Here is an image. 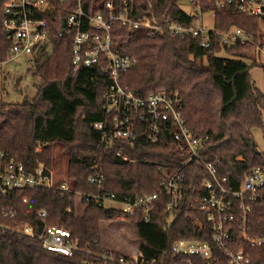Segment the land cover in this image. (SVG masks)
<instances>
[{
    "label": "trees",
    "instance_id": "trees-1",
    "mask_svg": "<svg viewBox=\"0 0 264 264\" xmlns=\"http://www.w3.org/2000/svg\"><path fill=\"white\" fill-rule=\"evenodd\" d=\"M181 1L82 0V5L90 14L103 12L109 17L107 3L112 2L115 13L127 6L136 15L153 20L192 24L196 14L185 11ZM215 1L201 0L204 12L216 11L214 28L240 27L254 37L253 42L222 46L213 33L211 46L205 47L197 37L169 34L151 37L145 29L130 30L117 19L112 21L111 34L115 50L137 58L133 68L122 72L123 83L140 95L178 90L188 127L197 136H208L202 155L215 163L229 188L238 189L253 168L264 166V152L252 133L254 128L264 130V90L253 82L247 62L252 59L250 53L256 44L264 43L261 40L264 16L249 15L230 5L216 7ZM54 2L59 4L57 0ZM58 8L57 20L51 21L50 43L34 52V74L39 78L37 94L16 103L4 101L0 96V152L14 157L32 172L40 163L53 168L54 145L61 143L68 159L67 181L75 191L115 193L119 198L157 191L165 176L163 169L175 170L187 155L182 154L166 130L157 141H152L141 128L135 145L125 140L111 144L101 141L103 130L95 124L109 122L104 99L109 86L104 70L108 60L103 57L99 63L73 71L74 34L59 35L65 13L62 6ZM6 17L0 1V78L1 64L13 57L9 51L11 40L4 30ZM223 50L226 56L219 55ZM3 163L4 157L0 156V166ZM182 170L186 175L181 182L183 195L174 209L167 208L171 198L163 194L150 211L148 221L142 210L124 219L137 232L141 256L156 258L158 264H231L229 256L218 248L214 249L212 259L195 255L191 263L173 253L172 245L179 238L215 243L212 221L200 208L206 194L202 183L207 172L194 161ZM97 172L105 176L101 188L89 181ZM62 181L56 179L55 183ZM234 201L235 217L227 226L231 247L244 244L251 252V264H264V244L245 243L242 238L245 215L249 233L264 236V186L247 200L250 209L246 212L239 207V199ZM80 202L75 192L62 193L47 186L13 188L7 193L0 189V264H120L115 259H104L102 254L112 253L115 258L123 254L101 245V222L118 219V210ZM79 204L84 205L81 215ZM41 209L47 210L46 216L39 215ZM9 211L15 217L8 216ZM22 222L33 224L36 233L45 225L69 229L79 249L71 255L47 250L39 237L17 230Z\"/></svg>",
    "mask_w": 264,
    "mask_h": 264
},
{
    "label": "built area",
    "instance_id": "built-area-1",
    "mask_svg": "<svg viewBox=\"0 0 264 264\" xmlns=\"http://www.w3.org/2000/svg\"><path fill=\"white\" fill-rule=\"evenodd\" d=\"M3 2L5 13L4 30L11 40L10 53L14 56L20 54H33L39 47L50 43L51 21L57 20L58 6H62L65 13L62 20L63 29L59 35L74 34V58L73 71L82 66L99 63L103 57L108 60L104 70L108 74L109 86L104 94L105 111L109 116V122L101 121L95 126L103 130L101 141L111 144L115 140H125L135 145L141 128L152 141H157L163 130L173 137L182 154L187 155L180 167L173 171L163 169L165 176L160 187L153 193L142 195H129L123 198L115 193H86L75 191L67 180L56 184L54 172L45 164L40 163L32 172L27 171L23 163L17 162L14 157H9L0 152L4 157V163L0 166V189L7 193L13 188H35L47 186L59 189L62 193L75 192L79 201H88L118 210V217L126 219L142 210L145 219H150V211L155 206L157 199L167 194L171 201L167 208L171 211L182 198L183 188L181 182L185 178L182 167L194 161L201 165L207 172L203 180L206 194L203 197L200 208L207 213L215 230L214 241L194 240L179 238L174 241L172 251L175 255L188 258L189 263L193 256H201L212 259L214 249L223 250L231 264H251L252 255L248 248L242 244L232 248L230 243V231L227 226L234 220V199H239V207L250 209L247 200L255 197L258 188L264 186V166H257L246 175L238 189L229 188L225 177H220L216 165L208 161L202 155V149L206 146L208 136H197L188 127L183 115V104L178 90L151 91L146 95L138 94L130 85L123 83L121 74L131 69L137 62L136 57L124 55L113 47L111 24L113 20H120L130 30L145 29L151 37L159 34H169L172 37L193 36L200 39L205 47L211 46L212 34L215 33L222 46H232L237 43L245 44L253 42L254 37L240 27L227 30H216L206 27L202 17L201 0H189L196 8V19L199 17L201 25L197 27L172 19L158 21L146 15H136L132 9L125 7L120 13L114 12V4L107 3L109 17L103 12L88 13L82 5V0H0ZM216 7L233 6L235 10L249 15L264 16L263 0H216ZM211 11L213 17L215 9ZM257 58L261 59L264 53V43L256 44ZM108 123V124H107ZM107 124V125H106ZM40 150V148H37ZM121 151L118 155H121ZM128 160L127 156H123ZM104 174L94 173L89 177L91 183L99 188L104 182ZM68 210H71L69 207ZM15 217L13 211L7 213ZM39 215L46 216L47 210L41 209ZM17 230L28 236H37L47 250L71 255L79 249L78 241L72 238L69 229L60 226L45 225L40 233H36L35 227L30 222H22ZM242 238L245 243L253 245L264 244V236H252L247 227L246 215L242 223ZM106 260H116L120 264H158L156 258L146 259L140 254L133 257L121 256L115 258L111 253L102 254Z\"/></svg>",
    "mask_w": 264,
    "mask_h": 264
},
{
    "label": "rangeland",
    "instance_id": "rangeland-1",
    "mask_svg": "<svg viewBox=\"0 0 264 264\" xmlns=\"http://www.w3.org/2000/svg\"><path fill=\"white\" fill-rule=\"evenodd\" d=\"M180 4L185 11L189 13L196 12V8L189 0H182ZM202 17L206 27L214 26V17L211 11L203 12ZM194 25L200 27L201 22L199 17L194 21ZM261 31V40L264 42V27ZM250 54L252 59H247V62L250 65L252 80L257 87L264 90V70L262 68V65H264V53L261 55V59L257 58L256 49L251 51ZM219 55L226 56L227 54L223 50L219 52ZM34 56V53L31 55L20 54L10 59L7 58L1 64L0 96L4 101L16 103L22 101L24 98L31 99L37 94L39 78L34 74ZM254 63L255 65H253ZM252 133L258 148L264 152V130L258 127L254 128ZM53 151L54 166L53 168H49L54 172L55 180L61 178L68 180L66 174L68 159L65 147L61 143H56ZM83 209L84 205L79 204L78 214L81 215ZM101 234V245L103 249L120 252L124 256L129 257L137 254L138 248L140 247V239L131 222L119 217L118 219H105L101 222Z\"/></svg>",
    "mask_w": 264,
    "mask_h": 264
},
{
    "label": "water",
    "instance_id": "water-1",
    "mask_svg": "<svg viewBox=\"0 0 264 264\" xmlns=\"http://www.w3.org/2000/svg\"><path fill=\"white\" fill-rule=\"evenodd\" d=\"M63 26H64V24H63Z\"/></svg>",
    "mask_w": 264,
    "mask_h": 264
}]
</instances>
